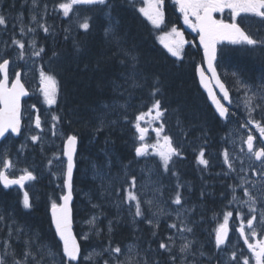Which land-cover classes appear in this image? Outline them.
Masks as SVG:
<instances>
[{"label": "trees", "instance_id": "trees-1", "mask_svg": "<svg viewBox=\"0 0 264 264\" xmlns=\"http://www.w3.org/2000/svg\"><path fill=\"white\" fill-rule=\"evenodd\" d=\"M10 1L0 0L3 7L1 15L6 17V24L0 25V34L4 38L5 45H10L5 48L7 53L16 47V45H12L13 36L18 39L15 17L19 10V0ZM116 2L118 6L112 13V23L115 24L118 21L120 32L128 35L129 45L134 43L137 46V51L141 55V68L146 70L148 77L143 88H127L126 90L121 88L113 92L110 82L116 80L118 83H123L119 74L126 69L118 63L122 57L110 58L115 49L110 50L105 35H101L103 27H107L108 23L105 24L101 19L100 11L89 12L92 7H86L85 12L88 14L83 13V15L91 17L92 30L88 34H80L76 39L80 42L81 53L78 55L74 53L73 35L67 36L71 41L60 43L57 41L53 47H45L44 53H46L45 57L51 60V68L49 67L47 70L55 72L60 79L62 105L57 106L54 114L63 117L59 125L65 131L72 127L74 131L70 132L75 133L80 139L79 155L73 179L76 229L80 233L83 228L79 226V223L87 218L90 220L93 216L104 227L103 233L102 227L99 225L94 229L88 224L84 225L86 229L83 232L88 233V239L82 241L84 250L89 247H108L109 243L115 248L116 246L121 247L127 241H138L140 248L145 252L146 250L155 252L159 248L160 239L153 233L155 232L157 236L163 235L165 232L164 222L156 227L148 223L149 209L143 203L142 192L132 189L138 193L142 202L143 215L136 216V202L128 201L126 199L127 191H125L131 186V177L135 173L138 175L137 170L142 162V159L136 156L133 147V142L138 140L135 121L137 115L141 112L147 113L151 106L152 100L149 98V92L153 74L160 75L158 87L161 89V95L156 99H162L164 107L168 109L167 115L161 123L165 125V129L174 139H178L177 135L180 137L186 132L185 136L188 140L203 138L209 142L217 141L225 133H223L224 122L215 115L208 105L205 95L198 87L194 68L200 55L197 57L196 55L187 56L184 61L179 62L180 65H176L174 59L156 43L153 37L155 36L154 31L150 32L149 26L142 21L139 15L127 7L129 4L125 3V5L122 0H116ZM93 11H97V9ZM254 38L259 39L261 36L259 34ZM221 50L225 53L224 56L218 57V69L222 73L237 71L249 83L260 82L259 78L264 75V48L251 49L250 46L227 45L220 48ZM53 52L58 53L59 56L54 58ZM101 54L104 59L97 65V59ZM193 54L195 53L193 52ZM129 92H132L133 96L127 112L117 107L111 112V117L110 115L107 117L105 126L97 130L99 123L95 116L99 111L97 110L100 108L99 106L104 103L111 104L113 100L124 103ZM125 115H127V120L124 119ZM239 115V121H243L246 117L244 113H239ZM230 116L234 117V113L232 112ZM178 117L182 122L181 126L177 125ZM109 121H116V123L112 124ZM20 144V142H15L17 152H19ZM30 145L31 151L37 152L36 145ZM109 160L111 161L110 166ZM38 161L39 164H43L42 157H38ZM93 162L102 171L110 173L111 187L104 195H101V180L93 179L91 167ZM187 168L189 169V167ZM233 168L232 176L235 178L236 168L235 166ZM125 171H130V174L124 176ZM167 177L170 178V176ZM104 183L108 185L107 178ZM43 184L46 188L49 187L48 183L47 186L46 183ZM199 188L203 189V185H200ZM220 193L222 192L220 191ZM93 205H97V207H93ZM127 207L132 210V215ZM39 210L42 213L39 214L41 222L34 220L31 225L37 226L36 228L40 227L42 234L43 230L49 226L44 213L45 209L39 205ZM107 219L109 220L105 223ZM110 221L112 222L111 232H109ZM44 234H46L45 231ZM102 242L103 244H101ZM166 259L169 260L165 253L161 255L160 252H157L154 258L149 256L147 261L148 264H155L154 262L159 260L162 264V260ZM101 260L102 258L98 264H103ZM80 264L97 263L80 261Z\"/></svg>", "mask_w": 264, "mask_h": 264}, {"label": "snow or ice", "instance_id": "snow-or-ice-1", "mask_svg": "<svg viewBox=\"0 0 264 264\" xmlns=\"http://www.w3.org/2000/svg\"><path fill=\"white\" fill-rule=\"evenodd\" d=\"M180 4V11L184 13V20L186 24L190 23V16H194L197 23L192 25L193 29H199L200 44L203 45L204 49V61L207 63V71L212 73V78L216 81V85L220 88L223 93L222 99L228 100L231 103L229 96V89L226 87L224 82H221L219 76L216 72V67L214 66V61H217L218 55L224 56L225 53L221 50L217 52V44L227 40L232 45H239L242 47L250 46L251 49L255 48H264V38H254L253 34L247 27H242L241 24L244 23L243 20L238 21L241 13H250L254 17L259 18L260 24L264 25V0H178ZM33 4H36V0H33ZM84 5L92 6L98 8L102 11L103 15L108 19V26L104 28V35L106 41L109 45L110 50L112 48L115 51L112 52L110 58L114 59L119 56L122 57L118 63L121 67L125 68L126 71L121 72L119 75L123 83H118L116 80H112L111 86L113 92L118 89L131 88V89H141L145 86L147 82L146 70L141 68V55L137 51V46L133 43L129 45L128 35L122 34L118 27L119 22L115 24L113 21V11L117 8L116 0H68L66 3H61L58 5L60 9L63 10L64 16H69V13L74 10V6ZM151 7V5H149ZM106 9V10H105ZM224 9L231 10V22L226 23L224 20H216L213 18V12H223ZM144 15L148 16L151 22L154 25L159 26L162 22L163 14L159 11V3L156 8H152L149 11L146 8H141L139 10ZM33 20L36 19L35 16L32 17ZM91 17L86 16L84 22L79 23V28L85 30V32L90 30ZM6 24V17L0 15V25ZM28 31H33V29H28ZM44 31L47 33L49 29L44 27ZM67 32L68 29H65ZM173 33L181 37V39L175 41L174 45H166L168 50L173 56L179 57L181 49L183 47L184 41L182 39V34L179 33L175 28H173ZM20 32L24 33L23 26L20 29ZM256 35H259V30H257ZM67 39V37H66ZM33 46L34 41L30 42ZM12 45L18 46L20 49L19 58L24 57V43L21 40L16 39L13 36ZM6 47L10 45L6 44ZM73 49L75 54H79L82 51L80 42L73 40ZM44 52V48H40L39 51H34L32 54L34 56H40ZM52 56L57 58L58 53L53 52ZM104 59L103 54L97 59V65L101 63ZM10 60L0 56V74H3V78L0 79V104L5 105L4 109H0V137L4 136L6 132L11 130L12 133L21 132V117H20V104L19 100L22 95H25L24 85L21 83V73L17 72L15 79H11V87H8L10 81L9 73ZM201 77L204 76V70L199 68ZM225 75H228L227 73ZM42 84L45 102L48 105H53L57 103V78L55 72L52 74H45L41 72ZM231 76L234 80V83L238 91H243L242 103L245 109L246 122L241 124V127H247L248 125L254 124L256 129L259 131L260 136L264 138V75L259 78V83L252 84L246 81L242 75L234 71L231 73ZM203 83V79L201 81ZM160 84V75L153 74L151 90L149 92V98L152 100L151 106L148 109L147 113L141 112L136 116L135 127L140 133L139 139L144 140L146 129L140 126V122L144 120L145 116H151L153 111L155 115L152 116L154 120H162L168 112V109L164 107V101L162 99H156L157 96L161 95V89L158 87ZM133 93L129 92L128 98L124 103H120L118 100H113L111 104L104 103L99 107L100 111L96 112L95 118L98 120L99 127L103 128L109 114L114 111L117 107L123 109L127 112L130 107V101L132 99ZM214 102L217 104V110L220 117H226L228 114V108L223 104H220L218 100ZM178 111V110H177ZM260 111L262 113L260 120H255V113ZM63 119L62 116L53 114L52 115V128L53 135H55V129L57 124ZM124 119L127 120V115L124 116ZM71 123V121H69ZM109 123H116V121H109ZM182 122L179 117L177 118V125L181 126ZM35 127L41 129V119L37 115L35 119ZM165 130V125L160 124L158 128L155 129L158 140L155 145H152V150L159 156L160 162L163 166L165 172L170 171V165L174 157L181 156V151L179 148L173 146V139L168 135H162ZM162 137V142H161ZM33 143L40 142L42 136L32 135L30 137ZM254 136L249 132L247 139L244 143L247 145V151L254 161L259 162V168L253 166L251 168L252 176L255 179H245L241 178V184L232 187L233 191V201H238L241 205L247 204L250 218L246 219L248 232L245 231L244 220H241L240 227L238 231L240 236L244 239L249 250L252 252V255L255 257L256 264H264V241H257L255 244L249 242V237L256 236V221L259 220L261 225V230L264 231V208L260 209L259 216H257V205H264V146L256 148L254 146ZM77 145V135L69 134L64 140L63 156L67 158L66 171L63 173L64 176V185L63 187L67 189V192L60 196L62 203L57 204L55 201L52 202V224L55 227V236L59 238L57 244L51 242H46L43 239L42 234L39 230H30L29 232H24L21 228L14 227L16 221L13 219L11 223L7 224L8 227V239L3 241V250L0 251V264H8L9 258H11L12 264H80L79 257L82 255L81 245L77 242L76 237L72 235L71 232V221H70V209L69 202L72 200L73 193V167L74 161L73 156L76 153ZM206 144L201 146L200 151L197 155V161L199 165L205 166L209 165V160L205 158ZM21 147H25L22 145ZM43 151V149H42ZM149 151V146L147 144L141 143L138 147L135 148V154L137 157L147 155ZM224 163L228 166L229 170H234L232 159L227 150L223 152ZM55 159H58L56 153L53 154V158L48 160V165H54ZM111 161L109 160V166ZM2 168H0V183L3 184L4 188H8L11 185H20L21 188L25 186L26 181H35L37 177L34 175L33 170L25 168L22 170V174L16 178H10L7 170L13 167L12 162L7 158V153L2 161ZM93 169V179L101 180V195H104L108 192V189L111 187V177L110 173L102 171V169L93 162L91 164ZM127 167V166H125ZM55 175V173H53ZM176 175V173H173ZM108 179V185H105V179ZM249 185L251 187H249ZM135 177L132 178V184L127 191L126 199L128 201L136 202V216H142V202L139 199L138 193L132 191L135 188ZM180 185H177L179 188ZM236 187L243 188V194L246 199L239 200V197L235 195ZM117 191H120L117 189ZM159 189H155L154 192H158ZM255 192V195L253 194ZM203 195V193H201ZM183 196L180 191H177L175 194L172 203L177 206H182ZM144 204H147L149 208L154 203V199H148L143 201ZM229 203H232L230 201ZM23 209L30 210L32 208V203L30 202V197L28 192H25L22 200ZM97 207V205H93ZM184 211L191 212L192 209H184ZM163 215V209H158L157 213L153 215ZM182 213L177 211L176 218L180 223V227L177 228V224L173 223L169 225V228L177 229L179 237L183 240V243L179 247V252L181 254L188 253L191 250L193 241L188 240L185 237V233H192L194 231L193 227L190 226L186 220L181 219ZM232 216L231 212H226L224 217V223L219 225L215 230V244L217 248H220L225 244V240L228 237V218ZM243 212H237V217H243ZM7 216L0 215V221L7 220ZM96 217L93 216L90 220L86 221L90 226H94L96 223ZM148 223L151 225L152 220H148ZM112 222H109V232H111ZM15 233L17 240L19 241L22 235H27L28 238L23 241L24 249L22 253H18L10 243V238ZM156 233L154 232L153 235ZM83 240L88 239V233H85L82 237ZM168 243L161 242L159 244V250L161 255L167 253L169 260L168 264H176V256L173 255V248L175 246V238L172 236L168 237ZM135 246H129L127 255L120 246L113 248L111 243L106 249H103L101 252H97L95 249L83 259L85 261H92L96 259L98 264V258H102L105 254L108 256V259L104 260V264H141L139 260H135L132 255ZM126 255V260L121 261L120 256ZM139 255V253H136ZM200 255H205L203 252H200ZM20 258H17V257ZM243 259V264H250L249 257H241ZM237 259V253L233 251L231 256L226 261V264H232L233 261ZM143 264H148L147 259L143 261ZM155 264H160V261H155ZM181 264H189V262L181 256Z\"/></svg>", "mask_w": 264, "mask_h": 264}, {"label": "rangeland", "instance_id": "rangeland-1", "mask_svg": "<svg viewBox=\"0 0 264 264\" xmlns=\"http://www.w3.org/2000/svg\"><path fill=\"white\" fill-rule=\"evenodd\" d=\"M27 1V3H28V5H29V9H30V12H29V15H30V17H31V19H32V17L33 16H35L36 17V19L35 20H33L34 22H36V21H39V20H41L42 18H44L46 15H47V13H49L50 11H49V9H48V6L47 5H45V12H46V15H44V16H39V13L41 12V10H39V4H38V2H39V0H36V4L34 5L33 4V0H26ZM148 1V2H147ZM141 2H142V4H143V0H141ZM144 2L146 3L147 2V5H145V8L146 9H148V10H151L152 8H153V4H154V1H152L151 2V0H144ZM149 5H151V7H149ZM33 7V8H32ZM49 11V12H48ZM75 11H76V9H75V7H74V10H73V17H72V25L73 26H78L79 25V23H80V21H79V19H78V17H77V15L75 14ZM19 20H22V23H24L25 22V18H23L22 19V16L20 17V19ZM108 21V20H107ZM23 27H24V24L22 25ZM36 29L37 28H34V30L36 31ZM101 35L103 36L104 35V28H103V32L101 33ZM173 39V36L172 35H162V36H160V41H161V43L164 45V46H166V45H170L171 44V40ZM55 43H57V42H55ZM54 43V44H55ZM54 46V45H53ZM1 50V49H0ZM19 53H20V51H18L17 53H16V55H14V57H13V60L11 61V64H10V68H11V73H12V75H14V73H15V71L16 70H18L19 69V67L20 66H23V74H24V77L26 78V79H28V80H32L33 79V77H34V74H35V72L37 71L36 69H35V63H34V60H30V59H28V58H19ZM121 78V77H120ZM41 86L43 87V84H42V79H41ZM237 87L238 86H236L235 85V83L233 82L232 83V89L234 90V92L236 93V96H235V100H234V106H236L237 108H238V110L239 109H241V110H243V111H245V109H244V106H243V103H242V97H243V91H238L237 90ZM97 110H102V109H97ZM96 110V111H97ZM238 110H234V112H237L238 113ZM257 114L258 115H261V112H257V113H255V120H257L258 118H257ZM152 116V115H151ZM150 116V118H152ZM154 116V115H153ZM259 120V119H258ZM35 120H34V116L33 115H30V120H29V123H28V130H27V134L25 135V138L26 139H29L32 135H40V136H42V139H43V141H42V143H47V144H49V146H51V147H53V150H54V153H55V151L57 152V151H61L62 150V148H61V145L59 146V144L60 143H58L56 140H53V139H51V136H47V133L48 132H50L52 129L51 128H49V127H47V130H48V132L45 134V133H41V134H39V133H36L35 132V130H34V126H35V122H34ZM97 122H98V120H97ZM96 122V123H97ZM244 121H241L239 124L238 123H236V126L230 131V132H228V134H227V137H230V138H234V139H232V141H234V146L239 150V153H240V155H239V162L240 163H242V171L243 170H245L246 169V176L244 175V176H242L243 178H245V179H255V177H253L252 176V173H250L251 172V168L253 167V166H255L256 168H259V165H256V164H254L253 163V160H252V158H251V156H249V155H247L246 153H245V151H244V149H243V146L238 142L239 141V139L241 138V133H243V129H241V127H240V125L243 123ZM246 122V121H245ZM247 127H250V128H253L254 130H257L256 129V127H255V125L254 124H251V125H248ZM48 134H52L53 135V132L52 133H48ZM56 136H60L61 134L59 133V134H55ZM240 137V138H239ZM158 139V138H157ZM156 139V140H157ZM155 140V141H156ZM240 141H242L241 139H240ZM59 146V147H58ZM42 148L44 149V145H42ZM57 149V150H56ZM233 154V153H232ZM3 159L4 158H2L1 159V161H3ZM23 161H24V163H26V164H28V165H31V166H33V159H31V160H29L27 157H24V159H23ZM31 161V162H30ZM36 162L34 163L35 164V166H37V167H40V169H41V175L42 174H45L44 173V169H43V166H42V164H39V161H38V159H36L35 160ZM59 163H61V165H59L60 167H61V169H60V171H58L57 172V179L58 180H61V178H63V173L65 172V162H64V160H62V161H60ZM58 164V163H57ZM0 166L2 167L3 165H2V162H0ZM144 166H146V165H144ZM142 169V167H140V170ZM148 170V169H147ZM220 174H222V172L220 173ZM156 177H157V174H156V172H154V171H149V172H145V177H144V179L143 180H139V183H138V187L140 188V190L144 193V194H146L147 195V198L148 199H152L151 198V196H150V192H151V188L152 189H158V188H156V187H158L159 185V183H158V181L156 180ZM138 181V180H137ZM58 184H61V183H59L58 182ZM249 187H251L250 185H249ZM254 195H255V192L253 193ZM157 197H159V196H156V198ZM159 204H162L161 202H159ZM153 207H155V203H153V205L151 206V208L150 209H152ZM261 208H264V205H261V204H258L257 205V216H259V213H260V209ZM149 209V214L151 215L150 216V218H151V220H152V226L153 227H156V226H158L159 224H160V221H162L159 217L161 216V215H153V213H157V210L156 209H153V212L151 211ZM164 212V211H163ZM246 216L244 217V219H243V217H239V219L240 220H244V223H245V231L246 232H248V229H247V224H246V219L247 218H250V213H249V209H248V205L246 204ZM32 216V215H31ZM225 217V216H224ZM224 217H223V223H224ZM33 219L35 220V217H32V221H30V222H33ZM229 219V218H228ZM33 225V224H32ZM33 226H35V225H33ZM35 227H37V226H35ZM260 228H261V225H260V223H259V220H257L256 221V232H258L259 230H260ZM226 240H228V242H231V241H229V239L227 238ZM251 241V240H250ZM251 242H253V241H251ZM225 245V244H224ZM129 246H133V242L132 243H128L127 245H125L124 247H122V249L124 250V252H125V254L127 255V253H128V249H129ZM198 247V246H197ZM238 247H239V242L238 241H236L234 244H233V248H232V251H237L238 250ZM139 247L136 245V247H134V251H133V253H132V255L134 256V258H135V260H139V255L141 254V251L138 249ZM199 248V250L201 251V248L200 247H198ZM245 254L246 255H250V250L245 246ZM215 249L216 250H218V252H219V257H218V259L219 260H221V261H225V260H228V255L230 254H228V252H226V250L225 249H222L221 247L220 248H217L216 246H215ZM97 251V250H96ZM177 251V250H176ZM97 252H99V251H97ZM179 252V251H178ZM202 252V251H201ZM136 253H139V255H136ZM189 253V252H188ZM188 253H186V254H188ZM126 255H122V259L123 260H126ZM252 255V254H251ZM18 258V257H17ZM252 258L253 259H255V257L252 255ZM208 260H213V258L212 257H209L208 258ZM243 260V259H242ZM253 262V264H255V260L254 261H252ZM11 264H12V262H11Z\"/></svg>", "mask_w": 264, "mask_h": 264}, {"label": "bare ground", "instance_id": "bare-ground-1", "mask_svg": "<svg viewBox=\"0 0 264 264\" xmlns=\"http://www.w3.org/2000/svg\"><path fill=\"white\" fill-rule=\"evenodd\" d=\"M12 1V0H11ZM10 1V2H11ZM15 2V1H14ZM14 2H12V4L14 3ZM15 4V3H14ZM68 34H70V35H68ZM73 35V36H72ZM66 36H72V38L74 37V34H72V33H69V32H67L66 33ZM260 36L262 37H264V25L261 27V30H260ZM47 56H49V55H47ZM162 81V80H161ZM59 87H60V85H59ZM110 115V114H109ZM109 115H108V117H109ZM110 117H111V115H110ZM107 121V120H106ZM227 134H228V132L227 133H225V136H227ZM39 153L41 154V151H39ZM39 153H38V151L37 152H35V151H30V152H28L27 154H26V156L25 157H27L29 160H31V159H33V167H35L40 173L42 172L41 171V169H40V167H37V166H35V160L36 159H38V157H39ZM31 162V161H30ZM140 167H142L141 165H140ZM140 167H139V169L137 170L138 171V174H139V172H140ZM207 170V169H206ZM206 170H204L203 171V175H205V171ZM209 171L210 172H212L213 174H214V176L211 178H209V182H211V190L220 198V200L222 201V204H225V202H227L228 201V197L227 196H225L226 194H227V191H226V183L223 181V183H221V181H220V178H219V176H222L223 174H225V173H222V174H220L221 172H220V170H219V167H218V165H217V163H216V160L214 159L213 161H212V164H211V166H210V168H209ZM137 175V173H135L133 176H136ZM43 183H46V186H47V183H48V185H49V187L48 188H46L45 186H44V184ZM220 191L222 192V193H220ZM34 205H33V208H35L36 210H38L39 212H40V210H39V205H41L42 207H43V209H46V206H47V204H48V202L55 196V194H56V188H55V186L53 185V182L48 178V176L46 175V174H42V177H41V181H39V182H37V184H36V186L34 187ZM218 192V193H217ZM229 195H230V193H229ZM231 196V195H230ZM0 197H2V200H4V201H6L7 203H10L12 206H14V207H18V202H19V197H18V195L15 193V192H9V193H2L1 195H0ZM119 203H120V201H119ZM127 209L129 210V212H130V214L132 215L133 214V212H132V210L130 209V208H128L127 207ZM149 209V208H148ZM5 210H7V214L9 215L8 216V218H11V221L14 219L15 221H16V223H15V225H14V227H17V228H21L24 232H29L30 230H41L40 229V227H38V228H36L35 226H33V225H31V222L30 221H32V217L33 216H31V214L30 215H21V214H13V209H11V208H6L5 207ZM44 211V210H43ZM39 214H42L41 212L39 213ZM208 214H210V213H208ZM36 215V214H35ZM37 216H39V215H37ZM150 214H149V211H148V217H147V219L148 220H151V218H150ZM30 217V218H29ZM41 217V216H40ZM100 220V219H99ZM108 220L109 219H107L106 221H105V223L106 222H108ZM33 221H34V219H33ZM86 221H88V218H87V220H83V221H81L80 223H79V226L80 227H82L83 229H82V231L83 230H85L86 229V227L84 226L85 224H87L86 223ZM161 222H163V220L162 221H160V223ZM89 225V224H88ZM99 225V227H102L101 226V223H100V221L98 222L97 220H96V223H95V225L94 226H90L92 229H94L95 227H97ZM101 230H102V232L104 233V227H102L101 228ZM44 231L46 232V234H48L47 233V231H46V229L45 230H43V233H42V236L43 235H45L46 236V240H44V241H46V242H51V243H53V244H55L51 239H50V237H49V235H46V234H44ZM4 233V232H3ZM40 233H41V231H40ZM2 234V233H1ZM206 234L204 233L203 235H202V237L204 236V238H200V239H198L197 240V242H196V247L198 246V247H200L201 248V251L203 252V253H205L206 254V256H207V258H209V257H212L213 258V260H209V261H211V262H219L220 260L218 259V257H219V253L218 252H216L214 249H213V247H212V245L210 244V243H208L207 241V239H205V236ZM24 237H27L28 238V236L27 235H24ZM102 237V236H101ZM134 243L135 241H127V242H124L123 243V245L121 246V248L122 247H124L125 245H127L128 243ZM101 244H103V242L101 243ZM13 245L14 246H19L20 245V240L18 241V240H16V242H14L13 244H12V247H13ZM112 247H114V246H112ZM107 247L105 246V247H103V248H98V247H89V248H85V250H84V245H83V251H84V253H88L89 251H90V249H95V250H97V251H99V252H101L103 249H106ZM176 251V250H175ZM178 252V251H177ZM166 254V256L168 257V254L167 253H165ZM173 255H175L176 256V259H177V253H173ZM106 257H108L106 254L102 257V258H106ZM18 258H19V256H18ZM169 258V257H168ZM121 259H122V256H121ZM167 260L168 259H166V260H162V264H168V262H167ZM100 261V259L98 258V262ZM93 263H97V261H96V259L93 261ZM8 264H11V258H9V261H8Z\"/></svg>", "mask_w": 264, "mask_h": 264}, {"label": "flooded vegetation", "instance_id": "flooded-vegetation-1", "mask_svg": "<svg viewBox=\"0 0 264 264\" xmlns=\"http://www.w3.org/2000/svg\"><path fill=\"white\" fill-rule=\"evenodd\" d=\"M216 15L217 17L218 16H221V12H216ZM226 15V14H225ZM264 146L263 144L260 143V141L258 139H256V148H259V147H262ZM223 148V147H222ZM231 149V148H229ZM223 150H227V149H222L221 152L219 151L218 153V156L217 158H213L212 155H211V149H206V153H207V157H208V160L210 161L209 162V165L207 167V169L210 168L211 164H212V161L215 159L216 160V163L219 167V170L220 172L222 173H225L223 174L222 176H219L220 178V181L221 183H223V181L226 183V191H227V194L225 196L228 197V206H230V201H231V196L229 195V187L231 186V179L229 176H227V173H226V170L225 168H227V165L224 163V156L222 154ZM228 151V150H227ZM259 164V163H258ZM205 167V166H204ZM184 172L181 171V174H183ZM193 175L195 174L196 175V178L194 179V177H185L183 176V178H186L185 180L181 181L182 183V186L181 188L183 189L182 190V193L184 194V197H183V205L185 206V208L187 207H190V206H194V205H200L203 209H208V210H215V209H222L223 206L227 205V202H225V204H222V201L219 199L216 198V194L211 190V182H209V178L213 177L214 174L210 171H205V175H203V173H198V172H193L192 173ZM200 177H203V181L202 182H199L198 181V178ZM167 184L168 186L170 185L168 180H164L163 181V187L166 188L164 190H167L168 187H167ZM159 186L156 187V188H160L162 189V183L158 184ZM195 185V187H194ZM200 185H203V189H200ZM198 191H196V189ZM196 192V193H195ZM201 193H203V195H201ZM18 194H21V197L23 199V195L24 193H21V192H18ZM197 194V196H196ZM166 198V194H164V199ZM2 199V198H1ZM199 199V200H198ZM168 203V201H167ZM174 208L176 207V205H172ZM227 206V207H228ZM1 208H3V206L1 205ZM0 208V215H3V216H9L7 215V210H5L4 208V212L2 209ZM23 209V208H22ZM166 210L169 211L168 207H166ZM36 211V215H32L33 217H35V220L36 221H40V215H39V211L36 210V209H33L32 212H29L27 213L26 211L24 210H18L16 207L13 208V214H21V215H30L31 213L35 212ZM39 215V216H37ZM41 222V221H40ZM11 223V218H8L7 220L5 221H0V251L3 250V241L5 239H8V227L6 226L7 224ZM49 237H50V233H49V230L47 228H45ZM4 232V233H3ZM229 232H230V235L228 236V239L229 243H231L230 245H228V247L233 248V244H234V241L241 238L242 237L236 233L233 232V229H232V225L230 224L229 226ZM2 233V234H1ZM201 236L200 235H195V239L197 238H200ZM253 238V241L257 242L258 240L259 241H264V231H260L258 234H256L255 237H252ZM27 239V237H24V235H22L20 237V245L19 246H14L13 245V248L18 252V253H22L23 252V249H24V245H23V241ZM43 239L46 240V236L43 235ZM52 239V238H51ZM17 238H16V235L15 233L12 235V237L10 238V243L13 244L14 242H16ZM241 242V241H240ZM239 246H243L242 242L241 244H239ZM239 251V247H238V250ZM230 253V252H229ZM20 258V257H19ZM197 259L195 258L194 261H196ZM232 264H234L232 262Z\"/></svg>", "mask_w": 264, "mask_h": 264}, {"label": "water", "instance_id": "water-1", "mask_svg": "<svg viewBox=\"0 0 264 264\" xmlns=\"http://www.w3.org/2000/svg\"><path fill=\"white\" fill-rule=\"evenodd\" d=\"M198 29V28H197ZM198 31H199V29H198ZM198 41H199V43H200V37L198 38ZM225 41H227V40H225ZM200 46L203 48V45H201L200 44ZM203 55H204V49H203ZM205 66H206V69L208 68V65H207V63L205 62ZM199 68H202L201 66H199ZM209 72V71H208ZM217 72V71H216ZM209 74L211 75V77H212V73L211 72H209ZM217 75H218V73H217ZM1 76H2V78H3V74H1ZM1 78V79H2ZM197 78H198V83H199V86L204 90V92L206 93V95H207V97H208V100H209V102L211 103V105H212V107L215 109V111L219 114V112H218V110H217V104L214 102V98H215V100H218L219 101V99L217 98V95H216V92H215V88L219 91V93L220 94H222L223 95V93L221 92V90H220V88L216 85V81L212 78H210L205 72H204V76H203V78L201 77V75H200V72L197 70ZM202 79H203V83L201 82L202 81ZM222 82V81H221ZM11 87V86H10ZM9 87V88H10ZM24 89H25V95H27L28 94V91L26 90V88L24 87ZM25 95H22L21 97H20V100H19V104H20V114H21V100H22V98H23V96H25ZM226 102H228V100H225ZM220 102V101H219ZM220 104H221V102H220ZM5 108V105H3V104H0V109H4ZM8 132H11V130H9ZM8 132H6L5 133V135L4 136H2V137H0V140L2 139V138H4L7 134H8ZM12 133V132H11ZM13 135H15V136H17L18 134L17 133H12ZM262 140L264 141V138H262ZM74 156H75V154H74ZM74 156H73V161H74ZM65 159H66V161H67V158L65 157ZM66 166H67V164H66ZM67 192V189H66V191H65V193ZM72 199H73V196H72ZM72 201V200H71ZM71 201L69 202V209H70V221H71V232H72V235L74 236V234H73V231H72V211H71V208H70V205H71ZM61 203H62V201H61ZM51 213H52V210H51ZM75 237V236H74Z\"/></svg>", "mask_w": 264, "mask_h": 264}]
</instances>
